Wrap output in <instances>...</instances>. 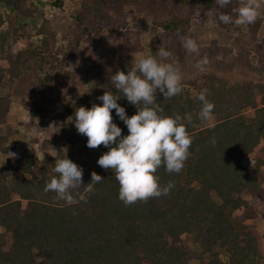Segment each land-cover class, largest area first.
<instances>
[{"label":"trees","instance_id":"trees-1","mask_svg":"<svg viewBox=\"0 0 264 264\" xmlns=\"http://www.w3.org/2000/svg\"><path fill=\"white\" fill-rule=\"evenodd\" d=\"M3 2L19 24L3 29L0 13V60L7 58L22 71V76L15 78L21 93L43 92V84L52 83L48 71L54 69L58 54L76 51L81 42L87 41L96 47L80 55L74 75L84 85H97L93 103L99 106L103 102L97 97L112 88L110 77L120 71L118 55L137 51V35L121 32L127 25L125 9L131 7L146 16L154 32L161 29L151 38L149 55H155L163 46L170 52L175 49L182 60L186 52L177 32L190 36L191 18L198 17L200 11L216 16L217 10L235 16L233 9L238 6V0H232L226 9H218L216 0H188L183 7L178 0H72L75 28L67 38L73 47L66 50L56 49L53 21L36 0ZM52 4L62 8L63 0ZM246 26L248 34L236 41L241 58L243 47L259 53L264 46V41H256L262 30L260 17ZM116 37L125 38L129 44L117 47L111 42ZM18 38L25 39L26 48L11 53ZM213 50L201 49L198 56L189 55L179 65L189 69L191 63L210 56ZM261 67L254 70L260 71ZM6 73L11 71L0 64V92L9 87ZM197 77L202 78L207 99L215 105L216 123L206 127L196 120L200 91L189 95L183 87L180 95L165 100L157 90V102L166 115H193L194 124L187 129L193 143L179 174L169 175L163 167L156 173L162 186L174 183L169 194L131 206L118 199L115 177L106 176L97 164L109 149L103 145L88 148L87 137L77 132L74 122L65 124L61 132H51L48 140L39 143L41 149H53L48 159L18 149L14 139L18 131L9 124L10 99L0 95V154L6 157L0 165V264H189L192 260L197 264H264L260 233L246 223L247 217L235 216L241 209L246 215L252 202L264 220V148H259L264 141V85L217 72L198 73ZM195 81H191L192 86H196ZM72 89L71 96L80 100L78 91ZM120 95L117 103L126 114H136L135 106ZM60 104L58 120L74 116L78 103L63 98ZM245 108L254 109L255 117H245ZM42 110L40 104L36 110H29L31 124ZM112 117L122 129V136L127 135L128 129L115 110ZM59 137L77 146L78 151L68 155L55 148ZM213 138L215 145L211 143ZM8 153H15V158H8ZM66 156L83 169L82 188L91 183L92 172L104 178L87 194V203L69 206L56 199V193L44 192L45 183L57 175L53 171L55 159Z\"/></svg>","mask_w":264,"mask_h":264},{"label":"clouds","instance_id":"clouds-1","mask_svg":"<svg viewBox=\"0 0 264 264\" xmlns=\"http://www.w3.org/2000/svg\"><path fill=\"white\" fill-rule=\"evenodd\" d=\"M232 0H216L218 9H226ZM258 0H238L233 9L235 16L224 11H216L218 21L223 25L244 26L253 24L259 15ZM182 48L188 55H199V46L190 36L177 32ZM209 59L205 55L197 60L195 67L203 72ZM182 68L173 54L160 46L155 55L133 54L127 74L117 71L110 77L112 88L106 90L101 100L102 106L95 103L90 109L79 107L68 120L74 122L77 132L87 137V147L96 149L103 145L109 150L97 160L104 170H111L119 184L118 199L125 206L137 202H147L169 194L175 186L169 181L166 186L156 175L163 167L169 175L179 174L188 159L193 143L188 126L194 124L193 115L173 113L169 116L157 102V90L165 100L180 95L183 91ZM115 89V93L111 90ZM129 104L135 106L136 114L129 117L124 107L117 101L121 95ZM208 90L199 92L201 103L196 120L207 125L213 119L215 105L207 99ZM112 110L126 125L128 134L122 136V129L113 122ZM215 145V138L211 140ZM15 158V153H8ZM54 173L45 183L44 192L56 193V199L67 205L87 203V194L94 191L93 186L104 178L96 172L91 173V183L82 188L83 169L70 159H55ZM82 188V190H81Z\"/></svg>","mask_w":264,"mask_h":264},{"label":"rangeland","instance_id":"rangeland-1","mask_svg":"<svg viewBox=\"0 0 264 264\" xmlns=\"http://www.w3.org/2000/svg\"><path fill=\"white\" fill-rule=\"evenodd\" d=\"M53 1L54 0H36V3L43 9L47 18L53 21L52 25L56 31V49L62 48L69 50V48L73 47V43L69 42L67 37L75 28L74 20L72 18L74 13L72 0H63L62 8L53 7ZM187 1L188 0H178V3L183 7ZM258 3L260 4L258 16L261 19L262 30L256 35V41L257 43H262L264 41V0H258ZM124 12L127 18V25L121 32H125L126 35L135 33L138 37V41L135 42L137 51H123L118 55L120 71H124L125 74H127L128 68L131 66L133 60V54L143 53L149 55L151 38L158 36L159 33H161V29L154 32L150 20L143 14L136 12L131 7L125 9ZM0 13L4 19L2 24L3 29H7V27L13 24H19V21L10 15L3 0H0ZM233 13L235 12L233 11ZM33 33L34 32H32V35ZM245 34H248L246 25H223L218 21L217 16L208 12L200 11L198 17L191 18L190 37L196 40L199 46V51L210 47L214 49L213 53L210 56H207L209 63L205 66V71L203 72H217L220 75L232 74L233 77L238 78L239 80L264 85V46L259 53L243 47V58H241L239 56L240 49L237 46L236 41ZM119 39L118 37L113 38L111 42H113V44L115 43L119 48L129 44L125 42V38ZM107 40H110V38H107ZM130 46H132V43H130ZM95 47V43L92 45L87 41H83L76 48V51L67 54L59 53L57 56L58 62L56 65H53L54 69L48 71L52 83H44L42 89L43 92L38 94L34 93L35 95L30 91L24 94L21 93L18 84H16L17 80H15V78L17 77L18 79L19 76H22V71L18 67L11 65L7 58L0 60V64L3 68L11 71V73H6L9 87L3 88L0 95L9 96V124L12 128L18 131V134L14 137L18 149L24 150L27 154H33L42 159H48L53 156V149H51V146L46 149H41L39 143L48 140L51 132H61L65 124L71 123L68 118L66 120L57 119L61 107V100L65 98L66 102H76L78 103V108L85 107L89 109V107L92 106L97 85L92 82L84 85L80 81V78L74 75V71L80 63V55L93 51ZM25 48V39L18 38V40L12 44L10 51L11 53H15L22 51ZM171 52L178 63H185L189 57V55L186 54L185 57L180 60L175 49L171 50ZM195 63L196 61L191 63V67L188 66L189 69H182L183 87L185 92L189 95H194L198 91L205 89L202 78L197 77L198 73L203 72L195 67ZM261 65L262 67L260 68V71L254 70ZM41 76H44L43 72ZM194 78L197 80L195 81L196 86L191 85V81H193ZM72 88L78 91L80 100L71 96L70 93L73 90ZM31 99L33 100L31 101ZM256 101L258 103L257 108H260V99L257 98ZM25 104L27 106H25ZM38 104L43 107V110L31 124L29 110H36ZM242 114L245 117L252 119L255 117V110L252 108H245L242 110ZM215 123L216 117L213 115V119L205 126H212ZM54 147L61 149L68 155L79 149L75 145L66 143L63 137H59V140L54 144ZM259 148H264V141L260 142ZM5 161V155L0 154V165L4 164ZM71 161L73 162V160ZM262 172H264V168L262 169ZM107 173H109V171ZM25 177L28 176L25 175ZM249 205L248 213L246 215L243 214V209H241L235 213V216L239 217L242 215L243 217H247L245 219L246 223L257 229L262 237L261 242L264 247V220L254 208L252 202H249ZM2 231L3 229L0 228V233ZM33 257L35 260H38L36 252L33 253ZM189 264H197V261L192 260Z\"/></svg>","mask_w":264,"mask_h":264},{"label":"crops","instance_id":"crops-1","mask_svg":"<svg viewBox=\"0 0 264 264\" xmlns=\"http://www.w3.org/2000/svg\"><path fill=\"white\" fill-rule=\"evenodd\" d=\"M109 171V173H107ZM104 173L106 174V176L108 177H114V174L112 173L111 170H104Z\"/></svg>","mask_w":264,"mask_h":264}]
</instances>
